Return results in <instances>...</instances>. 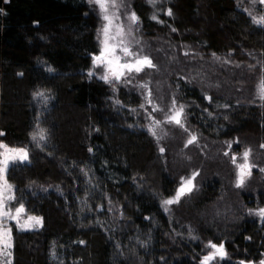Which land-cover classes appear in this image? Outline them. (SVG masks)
<instances>
[{
  "label": "trees",
  "instance_id": "1",
  "mask_svg": "<svg viewBox=\"0 0 264 264\" xmlns=\"http://www.w3.org/2000/svg\"><path fill=\"white\" fill-rule=\"evenodd\" d=\"M254 2L132 0V8L147 42L158 45L170 34L205 52L264 56V23L255 22L260 11ZM97 33L98 15L88 0H0V140L30 153L26 163L8 168L7 179L16 202L42 219L32 229L12 224V264H202L201 247L182 234L185 229L177 235L179 225L159 201L176 186L168 150L146 131L102 114L109 86L88 75ZM181 90L184 99L211 112L236 103L187 83ZM250 114L241 109L228 119H204L195 113L199 142L209 139L218 149L242 126V133L264 143V114ZM39 129L46 139L32 138ZM216 185L200 186L191 200L196 208L181 222L200 240L215 238L204 230L202 211L220 196L221 181ZM245 220L236 223L242 232L237 241L239 232L229 233L234 241L228 247H241L237 259H257L264 253V227Z\"/></svg>",
  "mask_w": 264,
  "mask_h": 264
},
{
  "label": "rangeland",
  "instance_id": "2",
  "mask_svg": "<svg viewBox=\"0 0 264 264\" xmlns=\"http://www.w3.org/2000/svg\"><path fill=\"white\" fill-rule=\"evenodd\" d=\"M254 3L256 9L260 11L259 16H264V3H261V0H256ZM89 4L96 9L98 15V51L94 55L97 56L103 48L101 42L103 37L99 33L105 22L101 19L98 6L95 3L89 2ZM123 5L118 13L120 19L115 23L123 24L126 30L129 23L127 16L132 12L135 13V11L132 8V0H123ZM132 29V35L127 37V40L132 41L131 49L139 52L142 56H148L155 67L145 68L140 73H133L127 78H122L121 81L115 82V86L104 81L109 86V97L101 110L102 114L111 122L123 123L133 130L146 131L155 138L159 147L168 150L169 163L173 174L176 176V186L171 196H160L159 201L163 211L169 217L175 219L177 225H179L180 230H176L177 235L185 229L186 234L184 232L182 234L192 238L194 243L201 247V252H203L201 262L204 256L212 251V249L206 247L211 242L216 245L224 243L226 255L223 258L217 256L209 264H240L241 261L244 264H260V261L264 260V253L258 259H237L236 254L241 250V247L235 245L237 249L232 252L228 244L234 241L229 233L239 232V225L236 223L240 224L243 220L249 219L258 221L259 228L260 223L264 221V217L249 211L264 208V205L260 204L258 199L255 200L251 196L261 190V182L264 181V171L254 173V169L264 167V147H261L264 143H258L255 134L242 133L240 131L244 129L242 126L237 127L236 132H239L233 138L227 139L226 142L222 141L218 149L209 139L201 143L199 142V130H196L201 120L194 117V115L198 113L204 119L205 117L213 118V115L214 117L227 116L228 119L230 115L241 109L250 112V116L259 112L264 114V99H261L259 95V85L261 80L264 79V56L259 51L247 52L245 56L205 52L201 47H193L190 44L173 41L170 34L166 38H158L159 41L157 42L159 44L156 45V42H147L143 38L139 18ZM117 54H119V50ZM128 59L132 58L129 57ZM90 71L97 78L104 74V68L95 66L94 62ZM172 78L174 80H171ZM184 83L204 90L209 96L225 94L229 98H234L236 103L233 108L215 105L218 107L217 111L211 112V110L201 108L198 104L184 99L181 94ZM144 84H147V88L142 87ZM149 92H151V97H148ZM148 99H151L152 103H148ZM173 100L176 102V108L180 105L184 106L183 127L174 122L169 123L167 120V117L173 114L174 111ZM153 105L157 106L159 110L154 111ZM189 111L192 113L189 114ZM154 121H160V124L158 126L154 125ZM153 128L155 135L152 134ZM193 135L196 136V141L188 144V140ZM229 144H231V147H229ZM0 145H6L7 149H24L27 151V160H16L14 163H26L29 160L30 153L26 146H11L1 140ZM7 149L0 148V153L6 152ZM247 149L251 150L248 158V162L252 165L251 175L246 177L242 187H237L238 169L236 164L232 163V157H237V164L243 163L241 154ZM197 152H199V155H197ZM225 152L228 155H225ZM7 154L12 156L15 153L8 151ZM2 158L3 156H0V159ZM201 162L202 167L197 165ZM14 163H10L9 167ZM193 173H198L192 181L193 189L181 196L178 203L165 205L163 203L165 200L176 196L177 190L181 187L182 178L186 180L192 177ZM213 178L221 181V194L215 202L204 207L202 211L204 219L202 216L201 219L204 222V230L209 231L207 234L210 233L215 238L205 237V239L200 240L193 234L194 231L188 223L186 226V223L181 222L184 216L187 215L188 210L196 208L191 200H195L194 197L200 194V186L212 184ZM7 182L12 185V188L5 193V196L13 195L15 199L8 202L6 210L10 209L12 214L15 215V209L23 204L16 202L15 186L8 179ZM262 190L264 189L262 188ZM110 206H114V204ZM23 208L21 223L27 221L29 216L40 218L37 215L28 213L24 205ZM208 209L210 212H208ZM6 223L11 228L9 241L11 247L8 249L10 256L0 255V264H8L9 260L12 264L13 260L12 224L15 225L16 222L8 219ZM41 225L42 219L41 223L35 227Z\"/></svg>",
  "mask_w": 264,
  "mask_h": 264
},
{
  "label": "snow or ice",
  "instance_id": "3",
  "mask_svg": "<svg viewBox=\"0 0 264 264\" xmlns=\"http://www.w3.org/2000/svg\"><path fill=\"white\" fill-rule=\"evenodd\" d=\"M89 2L95 3L98 6L101 13V19L105 22L99 33V35L103 37V40L101 41L103 48L101 49L99 55L93 57L94 65L104 68V74L100 76V79L115 86V82L121 81L122 78H127L133 73H140L144 71L145 68H154L155 65L152 63V60L146 55L142 56L139 52L133 51L131 49L132 41L127 40V37L132 35V26L138 22L136 14L132 12L127 16L129 23L126 30L123 24L115 23V21L120 19L118 13L119 9L124 6L123 0H89ZM148 2L153 5L155 4V0H148ZM261 3H264V0H261ZM167 14L169 16L172 15L170 9ZM152 18L156 19V16L154 15ZM255 22L264 23V16H261ZM113 29H115V31H113ZM136 43H138V41H136ZM118 50L119 54H117ZM129 57L132 59H128ZM48 70L53 71L51 68ZM88 75L91 77L93 72L90 71ZM142 87L147 88V84L142 85ZM35 95L43 97L45 100L47 99L44 92H37ZM259 95L261 99H264V79L261 80L259 85ZM148 97H151V92L148 93ZM117 103H119V101H117ZM148 103H152L151 99H148ZM175 103V100H173L174 111L173 114L167 117V120L169 123L174 122L175 124L183 127L182 117L184 106L180 105L176 108ZM141 107H143V105H141ZM153 110L155 111L159 109L157 106L153 105ZM159 124L160 121H154V125L158 126ZM152 134L155 135L154 128L152 129ZM37 136H39L40 140L46 139L45 130L39 129L37 133L33 134L32 138L36 139ZM196 139V136L193 135L191 139L188 140V144L194 143ZM229 147H231V144H229ZM261 147H264V145H261ZM0 148L7 149V146L0 145ZM8 151L14 152L15 154L9 156L7 154ZM161 151H163V149H161ZM250 152L251 150L247 149L241 154L243 163L237 164V157H232V163L236 164L238 169L236 180L237 187H242L245 183L246 177L251 175L252 165L248 162ZM225 155H228V153L225 152ZM0 156H3V158L0 159V255L10 256L8 249L11 247V244L9 243L11 238V228L7 226L6 221L8 219L14 220L16 222L15 226L18 227L19 230H26L39 225L41 223V219L29 216L27 221L21 223V213L24 212L23 205L15 209V215L12 214L10 209L6 210L8 202L15 199V196L13 195L5 196V193L10 191L12 188V185L7 182L6 173L10 163H14L16 160H27V151L24 149H7L6 152L0 153ZM261 171H264V169H261ZM196 175H198V173H193L192 177L186 180L182 178V184L177 190L176 196L172 199L165 200L163 203L165 205L178 203L181 196L192 190V181L195 179ZM249 211L254 212V214L258 216L264 217V208ZM206 247H209L212 251L208 255L204 256L202 264H209V262L216 259L217 256L223 258L226 255L223 244L216 245L209 242ZM8 264H10V260L8 261ZM240 264H244V262L241 261ZM260 264H264V260L260 261Z\"/></svg>",
  "mask_w": 264,
  "mask_h": 264
},
{
  "label": "flooded vegetation",
  "instance_id": "4",
  "mask_svg": "<svg viewBox=\"0 0 264 264\" xmlns=\"http://www.w3.org/2000/svg\"><path fill=\"white\" fill-rule=\"evenodd\" d=\"M264 168V167H263ZM262 168V169H263ZM255 171V172H254ZM254 173H260V171H261V169L259 168V169H254ZM261 172H263V171H261ZM217 183H219V181L218 180H216L215 178H213V182H212V184L210 185V184H204L203 186H206V187H208L209 189H215V187L217 186L216 184ZM211 186V187H210ZM261 190H262V188L264 189V181H262L261 182ZM193 189V188H192ZM258 191L255 195H251V196H253L254 198H255V200L256 199H258V201H259V203L260 204H262V205H264V190H262V191ZM245 222H248V223H251L253 226H257L258 227V225H259V223H258V221H253V220H249V219H246L245 220ZM260 227H259V229H262L263 227H264V221L262 222V223H260ZM242 234V232L240 231L239 233H238V235H237V237H236V239H235V241H237V239L240 237V235ZM224 244V243H223ZM223 247H224V245H223ZM260 257V256H259ZM258 257V258H259ZM248 258V257H247ZM252 258V257H251ZM257 258V259H258ZM241 259H243V258H241ZM255 259V258H254ZM250 264H253V263H250Z\"/></svg>",
  "mask_w": 264,
  "mask_h": 264
}]
</instances>
